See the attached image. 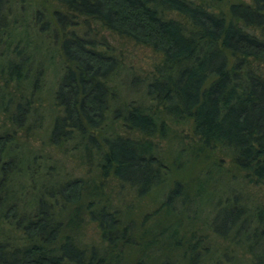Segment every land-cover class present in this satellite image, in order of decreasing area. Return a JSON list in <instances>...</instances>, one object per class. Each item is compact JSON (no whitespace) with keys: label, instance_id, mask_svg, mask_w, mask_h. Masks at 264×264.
<instances>
[{"label":"trees","instance_id":"obj_1","mask_svg":"<svg viewBox=\"0 0 264 264\" xmlns=\"http://www.w3.org/2000/svg\"><path fill=\"white\" fill-rule=\"evenodd\" d=\"M46 57L43 161L23 140ZM0 264H264V0H0Z\"/></svg>","mask_w":264,"mask_h":264},{"label":"rangeland","instance_id":"obj_2","mask_svg":"<svg viewBox=\"0 0 264 264\" xmlns=\"http://www.w3.org/2000/svg\"><path fill=\"white\" fill-rule=\"evenodd\" d=\"M50 8V7H49ZM48 8V9H49ZM50 23V22H49ZM102 34L105 35V37L107 38V40L109 41V43H112L117 50H121V58H122V62L124 65H130L132 67H137L139 66V68H146V66L148 65L149 62V57H150V53L147 49H142L140 47L134 46L130 43H125L122 42L121 40L117 39V38H111L107 32H103ZM48 34L44 35H37V37L43 38L45 40H49L48 39ZM50 37V36H49ZM48 50V49H46ZM44 50V51H46ZM50 52V51H48ZM32 70L35 69L33 66L36 65V63H32ZM39 68L42 69L41 72V78H42V82L39 86V90L35 92H33L31 94L30 92V88L27 92V97L30 100H35L36 102H33L32 108L36 107V111L33 112V110L31 109V111H29L28 116L26 117L25 121H26V125L29 126L27 133V136L25 138V140H23L24 142V147L25 148H31L34 151L39 150V152L42 154L43 158H41V160L43 159V161L45 160V156H47L48 154H50L48 148H47V133L50 127V120H51V116L53 114H50V110H51V101L48 97L47 91L51 90L54 88L55 86V80H56V76L59 74V63L57 61V59H52L49 57H46V61H44L43 59L41 60L40 64L38 65ZM121 92H124L123 89H120ZM37 99V100H36ZM108 123V120L106 121ZM114 128L117 131H121L122 129L119 127V124L116 123L114 124ZM105 130H107L105 128ZM174 130L176 132H178L181 136H186V138L182 141L183 143H186L187 141H189L191 139L190 135V128L188 127L187 123H180L179 125H176L174 127ZM108 131V130H107ZM19 135H23V132H19ZM22 138H20L21 140ZM177 142H173L172 144V149H176L177 148ZM160 146L162 151L165 152L166 147H167V142L166 140H162L160 141ZM38 156V155H37ZM166 157V155H165ZM43 161L41 162V166L40 168H42V166L45 165V163H43ZM62 162L61 165H65L68 169L71 168V164L72 162H68L66 161L65 163H63V159L61 158L60 160ZM39 163V162H38ZM223 163L226 164V159H223ZM58 164V163H57ZM73 165V164H72ZM60 166L57 165L55 166L54 171L59 170ZM77 170V169H76ZM164 190L158 194H152L150 193L149 195H146L145 197H143L142 199H140L137 203L134 202L133 203V207H132V219L135 222H138L139 219L141 218V215L144 213H148L150 211H152L158 204L157 202V198H162L163 194H164Z\"/></svg>","mask_w":264,"mask_h":264}]
</instances>
